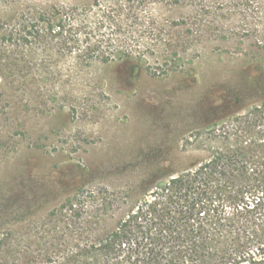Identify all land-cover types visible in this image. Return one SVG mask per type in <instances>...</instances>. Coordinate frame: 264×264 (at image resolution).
Wrapping results in <instances>:
<instances>
[{
    "label": "rangeland",
    "instance_id": "obj_1",
    "mask_svg": "<svg viewBox=\"0 0 264 264\" xmlns=\"http://www.w3.org/2000/svg\"><path fill=\"white\" fill-rule=\"evenodd\" d=\"M138 1L122 37L101 41L93 23L47 44L25 33L37 7L84 18L105 0H0V239L32 245L50 212L82 198L110 204L112 226L220 147L237 105L264 98V0ZM86 32L89 50L75 41ZM220 98L235 104L217 111Z\"/></svg>",
    "mask_w": 264,
    "mask_h": 264
},
{
    "label": "trees",
    "instance_id": "obj_2",
    "mask_svg": "<svg viewBox=\"0 0 264 264\" xmlns=\"http://www.w3.org/2000/svg\"><path fill=\"white\" fill-rule=\"evenodd\" d=\"M131 1L105 0L102 14L84 18L53 2L35 9L25 33L49 44V36L66 40L95 23L109 31L99 34L101 41H112L122 37L123 17L141 18ZM78 37L85 49L92 47V33ZM116 41L123 48L124 40ZM131 59L118 52L117 60ZM233 104L220 98L213 107L223 112ZM250 108L246 113L237 105L233 130L223 131L220 147L142 195L112 226L107 202L65 203L47 216L50 228L41 237L34 230L32 245L20 246L17 234H5L0 264H264V98Z\"/></svg>",
    "mask_w": 264,
    "mask_h": 264
}]
</instances>
